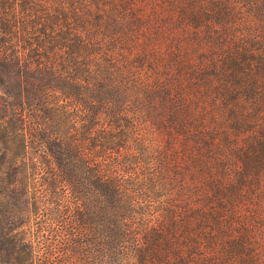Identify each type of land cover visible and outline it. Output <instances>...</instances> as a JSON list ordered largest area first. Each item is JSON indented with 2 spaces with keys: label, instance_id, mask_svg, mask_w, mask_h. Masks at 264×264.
I'll list each match as a JSON object with an SVG mask.
<instances>
[{
  "label": "trees",
  "instance_id": "1",
  "mask_svg": "<svg viewBox=\"0 0 264 264\" xmlns=\"http://www.w3.org/2000/svg\"><path fill=\"white\" fill-rule=\"evenodd\" d=\"M0 199V264H264V0H0Z\"/></svg>",
  "mask_w": 264,
  "mask_h": 264
},
{
  "label": "rangeland",
  "instance_id": "2",
  "mask_svg": "<svg viewBox=\"0 0 264 264\" xmlns=\"http://www.w3.org/2000/svg\"><path fill=\"white\" fill-rule=\"evenodd\" d=\"M8 201H9V199H8ZM20 210H21V207H20V204H19L17 199L15 200V202L13 201V203H11V204L4 203L0 199V215H3L5 213L7 215L12 214V216H18L20 214Z\"/></svg>",
  "mask_w": 264,
  "mask_h": 264
}]
</instances>
